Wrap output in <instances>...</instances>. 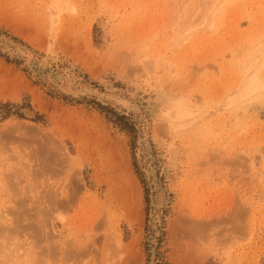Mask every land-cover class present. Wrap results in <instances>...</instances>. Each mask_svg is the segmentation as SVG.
Masks as SVG:
<instances>
[{
	"label": "rangeland",
	"instance_id": "obj_1",
	"mask_svg": "<svg viewBox=\"0 0 264 264\" xmlns=\"http://www.w3.org/2000/svg\"><path fill=\"white\" fill-rule=\"evenodd\" d=\"M263 61L264 0H0V264H264Z\"/></svg>",
	"mask_w": 264,
	"mask_h": 264
},
{
	"label": "bare ground",
	"instance_id": "obj_2",
	"mask_svg": "<svg viewBox=\"0 0 264 264\" xmlns=\"http://www.w3.org/2000/svg\"><path fill=\"white\" fill-rule=\"evenodd\" d=\"M224 1V0H223ZM220 3V2H219ZM220 6L222 5V3H220L219 4ZM215 6H217V5H215ZM214 6V7H215ZM222 7V6H221ZM220 7V8H221ZM215 8H217V7H215ZM220 8H218V9H220ZM216 12V11H215ZM213 13V12H212ZM211 14V13H210ZM212 15V14H211ZM204 20H206L205 18H204ZM210 23H212V25L214 24V22H209V24L208 25H210ZM18 49H19V47H18ZM256 52V51H255ZM261 54H262V52L263 51H259ZM256 54V53H255ZM257 54H258V52H257ZM260 55V54H259ZM249 56H251V54L249 55ZM248 56V57H249ZM263 56V55H262ZM255 57H257V56H255ZM255 57L253 56V59L256 61V59H259V58H256L255 59ZM259 57V56H258ZM261 57V56H260ZM248 59V58H247ZM253 60L252 59V57L251 58H249V60ZM250 60V61H251ZM253 60V61H254ZM246 63H248V60L246 61ZM245 63V66H244V70L245 71H247L248 69H250V68H254L251 72V75H249V76H247L246 75V79H244L245 81L243 82V85H242V88H241V90L240 91H238L239 92V94L237 95L238 96V98H239V96H241V97H247V96H249V95H251V94H254V93H256L257 94V92H262V93H259V95L260 94H262V95H264V80L261 78L262 76H261V74H259V72H260V70H261V68H263L264 67V61L263 62H261L260 63V65H258V66H255L254 65V63H249V64H246ZM241 65V64H240ZM247 66V67H246ZM250 73V72H249ZM245 74V73H244ZM264 77V76H263ZM86 88V87H85ZM89 89V88H88ZM87 91V90H86ZM73 92V91H72ZM80 93V92H79ZM82 94V93H81ZM240 97V98H241ZM234 98V97H233ZM255 98V97H254ZM235 99V98H234ZM238 100V99H237ZM236 100V101H237ZM120 101V100H119ZM122 102H124V101H122ZM17 213V212H16ZM29 227V226H28ZM1 243H2V241H1ZM1 243H0V245H1ZM1 249L3 250V252H5V254L8 252H6V250H7V246L4 244V245H1ZM20 250L21 251H23V249L22 248H20ZM10 252H8L7 254H9ZM8 255H5V257H7ZM3 257V256H2ZM5 259V258H4ZM2 263V262H1Z\"/></svg>",
	"mask_w": 264,
	"mask_h": 264
}]
</instances>
